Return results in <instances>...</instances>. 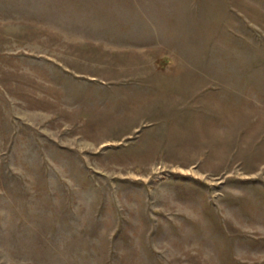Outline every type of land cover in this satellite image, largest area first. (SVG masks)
I'll return each instance as SVG.
<instances>
[{
	"label": "rangeland",
	"instance_id": "1",
	"mask_svg": "<svg viewBox=\"0 0 264 264\" xmlns=\"http://www.w3.org/2000/svg\"><path fill=\"white\" fill-rule=\"evenodd\" d=\"M0 264H264V0H0Z\"/></svg>",
	"mask_w": 264,
	"mask_h": 264
}]
</instances>
